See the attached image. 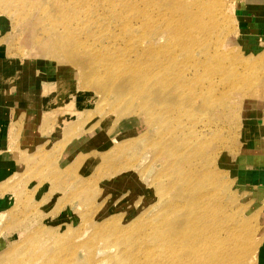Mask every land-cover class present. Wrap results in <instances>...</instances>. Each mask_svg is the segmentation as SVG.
Here are the masks:
<instances>
[{
    "label": "rangeland",
    "instance_id": "374dc122",
    "mask_svg": "<svg viewBox=\"0 0 264 264\" xmlns=\"http://www.w3.org/2000/svg\"><path fill=\"white\" fill-rule=\"evenodd\" d=\"M244 41L234 0H0V56L41 136L3 186L0 264H158L179 191L259 264L264 192L234 164L264 121V50ZM133 73L136 92H118Z\"/></svg>",
    "mask_w": 264,
    "mask_h": 264
},
{
    "label": "crops",
    "instance_id": "0c3cea01",
    "mask_svg": "<svg viewBox=\"0 0 264 264\" xmlns=\"http://www.w3.org/2000/svg\"><path fill=\"white\" fill-rule=\"evenodd\" d=\"M234 18L238 34L247 40L245 46L251 51L264 50V0H234ZM5 59L0 56V214L10 194L3 186L17 176L24 157L37 148L41 137L36 114L29 112L30 96L22 85L12 82ZM243 148L234 164L236 182L264 192V121L251 128ZM37 194L42 197L44 192L40 189ZM257 253L259 264H264V240Z\"/></svg>",
    "mask_w": 264,
    "mask_h": 264
},
{
    "label": "bare ground",
    "instance_id": "6f19581e",
    "mask_svg": "<svg viewBox=\"0 0 264 264\" xmlns=\"http://www.w3.org/2000/svg\"><path fill=\"white\" fill-rule=\"evenodd\" d=\"M161 77H162V75H161ZM168 84L169 85L167 87V90L169 92L179 90V87L175 83L172 82V83H168ZM115 85H116V90L118 92H120V93L126 92L129 94L133 90L135 91L140 86V84L138 83V76H136L134 73L130 77H127L126 80L124 79V80L118 81ZM162 86H164V85H162ZM138 91H140V90H138ZM137 93H139V92H137ZM137 96H139V95H137ZM160 96H161V94H160ZM159 100L160 101L158 102V104H163V105L167 104V103H169L170 105L175 104L173 102V97L170 94H167L166 97H164V98L162 97ZM196 101H198L196 98H194V99L187 98L183 101V106H188L191 109H194L195 106L198 107V103ZM175 164H176L177 170L174 168V162L172 163V167H173V169H175V172H177L178 175H180V173H181V175H183V167L184 166L182 165V163L178 164V161H177ZM184 165H186V164H184ZM191 169H192V171L190 170L191 174H189V175L187 174L188 176L187 177L184 176L181 180L184 187L187 186L186 190H185L187 192H190V191H188V188L190 186L189 181H192V179H194V177H195V175H194L195 169L193 167ZM187 172L189 173V171H187ZM194 180L192 182H194ZM202 198H203V196L200 198L197 197L196 200L193 201L194 206L192 207V209L190 211H188L187 206H185L184 202H186V200L188 201L189 196H187V195H185V193H182L179 191V192H177V195L175 197H173V199H175V202L173 201V203L170 204L168 211H170L171 216L174 215V220L173 221L170 220L169 224L167 226L166 225L163 226L160 224V227H159L158 232H157L158 234L165 235V237L162 239V241L164 242V248L163 249H164L165 255H166L165 258H162L165 260V263L163 262L164 261L163 260V261H159L158 264H243V262L245 261V259L248 256V252H249L246 249L247 247L245 246V248L240 249V247H242V245L238 246L236 244L237 243L236 242V236H235L234 232L232 230H230V228L220 225V223H217V221L215 219H213L212 216H210V217L208 216V218L207 217L205 218L204 213L207 212L205 210L206 207L202 206V212H201V210H200L201 207L199 204L200 201L203 202ZM185 209H187V210H185ZM178 213H182V214H178ZM161 216H163V215L161 214ZM212 222H213V224H212ZM216 224H217V228H216ZM209 225L211 227H213V229ZM213 225H215V229H214ZM205 227L206 228L210 227L208 229L209 231H203L204 233L202 234L201 233L203 230L202 228H205ZM218 227L220 228L219 231H218ZM220 231H221V233H223V232L226 233V236L224 237V239H223V237H221V235H219ZM154 235H156V233ZM219 237H220V239L222 238V240L225 243L222 244ZM98 252L101 254L103 253L102 250H99ZM104 252H107V251H104ZM152 256H153V254H152ZM41 257L42 256H40L39 258L35 259L34 261L28 262V263L39 264L42 260ZM147 261L149 262L150 260H147ZM18 263L19 262L13 263V264H18ZM245 263L248 264V261ZM98 264H106V263L99 262Z\"/></svg>",
    "mask_w": 264,
    "mask_h": 264
}]
</instances>
